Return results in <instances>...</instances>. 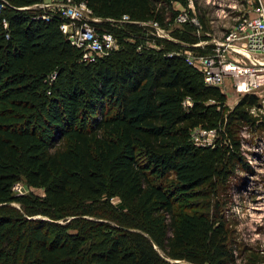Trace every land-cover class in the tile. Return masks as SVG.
<instances>
[{
  "label": "trees",
  "instance_id": "16d2710c",
  "mask_svg": "<svg viewBox=\"0 0 264 264\" xmlns=\"http://www.w3.org/2000/svg\"><path fill=\"white\" fill-rule=\"evenodd\" d=\"M40 1L0 0V264H234L216 189L249 168L240 131L264 116L251 93L228 108L186 60L211 49L174 23L189 0H83L117 44L89 62ZM177 195L202 204L178 214Z\"/></svg>",
  "mask_w": 264,
  "mask_h": 264
},
{
  "label": "built area",
  "instance_id": "2783aa9c",
  "mask_svg": "<svg viewBox=\"0 0 264 264\" xmlns=\"http://www.w3.org/2000/svg\"><path fill=\"white\" fill-rule=\"evenodd\" d=\"M191 0L187 7L178 10L175 22L182 24L189 22L196 27L197 34L201 31V24L192 8ZM1 7V4H0ZM30 8H38L48 12L59 13L63 20L59 28L67 39L82 51V60L92 61L117 46L114 35L109 31L98 32L93 23L101 19L94 16L91 9L83 0H41ZM252 13L238 17L234 23L223 31L219 38L201 39L192 44L194 47L211 45L208 52L198 53L184 50L186 60L203 73L206 84L226 88L227 80L236 94V102L244 94L251 93L258 96L259 104L264 105V3L257 0ZM47 18V14H41ZM127 18L126 15L123 16ZM154 28L155 35L172 39L168 30L149 22ZM208 36L210 34L206 32ZM260 109V108H259ZM250 112L258 114L252 106ZM246 128L249 125H244ZM215 130L196 127L191 131V139L195 144L209 145L202 133ZM203 135V136H202ZM216 136V135H215ZM14 194H23L34 188L22 181H16L11 186Z\"/></svg>",
  "mask_w": 264,
  "mask_h": 264
},
{
  "label": "rangeland",
  "instance_id": "374dc122",
  "mask_svg": "<svg viewBox=\"0 0 264 264\" xmlns=\"http://www.w3.org/2000/svg\"><path fill=\"white\" fill-rule=\"evenodd\" d=\"M191 2L195 12L203 13L205 24L199 34L208 32L210 34L208 39L219 38L238 17L247 15L257 4V0H191ZM172 6L175 10L187 7L180 2H173ZM226 86L221 91L226 94V105L230 108L235 104L233 101L236 94L229 80ZM260 113L264 116L262 103ZM202 134L210 142L216 135L215 132ZM240 136L244 140L242 150L249 168L239 169L228 180V186L225 188L219 184L216 189V201L226 220L228 238L233 240L234 264H264V129L243 126ZM29 191L31 190L27 192ZM31 192L43 195L40 188H34ZM176 200L175 211L178 214L190 212L192 208L200 207L202 204L198 203L199 199H191L185 195H177ZM111 201L117 203L118 199L114 197Z\"/></svg>",
  "mask_w": 264,
  "mask_h": 264
},
{
  "label": "water",
  "instance_id": "95a60500",
  "mask_svg": "<svg viewBox=\"0 0 264 264\" xmlns=\"http://www.w3.org/2000/svg\"><path fill=\"white\" fill-rule=\"evenodd\" d=\"M170 261H172V262H178L177 260H170ZM181 262H183V263H185V264H191V263H189V262H187V261H181Z\"/></svg>",
  "mask_w": 264,
  "mask_h": 264
},
{
  "label": "crops",
  "instance_id": "0c3cea01",
  "mask_svg": "<svg viewBox=\"0 0 264 264\" xmlns=\"http://www.w3.org/2000/svg\"><path fill=\"white\" fill-rule=\"evenodd\" d=\"M263 3H264V0H263ZM253 11L252 9L249 10V12L247 14H251ZM233 103H236V100L233 101ZM232 107V106H231Z\"/></svg>",
  "mask_w": 264,
  "mask_h": 264
}]
</instances>
